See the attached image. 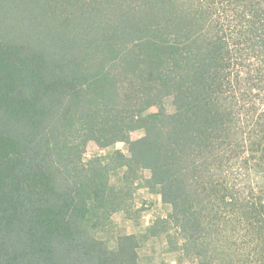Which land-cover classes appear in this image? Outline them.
<instances>
[{
  "label": "trees",
  "instance_id": "16d2710c",
  "mask_svg": "<svg viewBox=\"0 0 264 264\" xmlns=\"http://www.w3.org/2000/svg\"><path fill=\"white\" fill-rule=\"evenodd\" d=\"M139 188L199 264H264V0H0V264H138L97 234Z\"/></svg>",
  "mask_w": 264,
  "mask_h": 264
},
{
  "label": "rangeland",
  "instance_id": "374dc122",
  "mask_svg": "<svg viewBox=\"0 0 264 264\" xmlns=\"http://www.w3.org/2000/svg\"><path fill=\"white\" fill-rule=\"evenodd\" d=\"M163 105L168 114L174 112V107L172 105V98L166 97L163 99ZM145 114H152L155 112V108L152 106H143ZM143 136V130H136L131 133V139L136 140ZM115 150L114 146L107 148H99L95 143L91 142L88 144L86 153L84 155V161L89 160L92 157L99 156L104 164H109ZM121 151L126 155L128 154V147L124 146ZM123 169H116L110 173L109 179L110 184L114 188H119L123 184ZM150 173L148 171L144 172V176L148 177ZM141 184V183H140ZM155 193L156 191H152ZM153 202L148 201L142 197V194L135 193L134 199L132 201V207L129 209L128 215L136 222L137 219L145 217L149 218L153 211ZM154 223L152 226H156L161 232L154 236V239L146 237L143 242L139 245L138 253L141 254L142 263L145 264L146 258L151 255L153 264H199L202 257L196 254V251L192 249L189 254L182 250V241L174 229L170 225L157 224V220L165 217L154 216ZM151 226V227H152ZM150 227V228H151ZM150 228L148 230V235ZM120 231L115 229V226L110 222L101 232L97 234L98 238L104 240L110 248L115 247L114 241L119 237ZM202 250V249H199ZM231 264H238L237 262H232Z\"/></svg>",
  "mask_w": 264,
  "mask_h": 264
},
{
  "label": "crops",
  "instance_id": "0c3cea01",
  "mask_svg": "<svg viewBox=\"0 0 264 264\" xmlns=\"http://www.w3.org/2000/svg\"><path fill=\"white\" fill-rule=\"evenodd\" d=\"M122 169L124 173L125 168H122ZM137 193L138 194L141 193L144 199H147L148 201L153 202L152 208L155 214H152L149 218H145V217L139 218L135 222L128 214L124 212H117L112 215L111 223L113 224V226H115V229L120 231L119 236L135 235L140 245L146 237H149L150 239L155 238L154 236L148 235V230L154 223V219H155L154 216H160V217L167 216L171 211V207L167 204L162 203L161 197L159 194H157L156 192L153 193L147 188H139L137 190ZM116 240L113 243L115 244V246H116ZM137 253H138V250H137ZM149 255L150 256L146 258L145 264H153L151 263L152 262L151 255H156V254H149ZM138 264H144L142 263L141 254L139 253H138Z\"/></svg>",
  "mask_w": 264,
  "mask_h": 264
}]
</instances>
